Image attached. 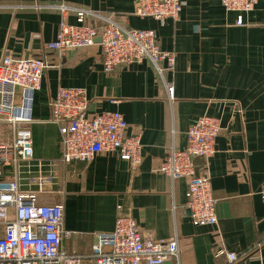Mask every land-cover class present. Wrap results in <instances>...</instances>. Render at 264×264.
<instances>
[{
    "label": "crops",
    "instance_id": "crops-1",
    "mask_svg": "<svg viewBox=\"0 0 264 264\" xmlns=\"http://www.w3.org/2000/svg\"><path fill=\"white\" fill-rule=\"evenodd\" d=\"M137 0H0V59L46 57L41 88L31 102L32 176L49 177L51 201L63 205L67 255L91 254L98 235L112 232L118 214L132 216L144 239L177 237L179 257L169 264H264V0L242 15L220 0H181L179 16L163 24L133 15ZM111 16L123 27L156 33L175 57L160 77L149 61L103 71L98 46L62 54L46 50L60 22L59 6ZM68 20L75 22L73 13ZM164 81L174 87L168 103ZM59 87L82 88L89 113H120L127 134L140 133L136 169L115 153L64 164L60 135L48 106ZM202 116L219 119L215 155L195 158L217 201L215 226H195L187 209V181L158 171L171 147H186L188 127ZM20 167H25L24 164ZM23 174H24V169ZM26 176L21 175L20 177ZM21 183L23 181L21 180ZM233 253L237 260L226 257ZM81 264H93L82 259Z\"/></svg>",
    "mask_w": 264,
    "mask_h": 264
},
{
    "label": "built area",
    "instance_id": "built-area-1",
    "mask_svg": "<svg viewBox=\"0 0 264 264\" xmlns=\"http://www.w3.org/2000/svg\"><path fill=\"white\" fill-rule=\"evenodd\" d=\"M223 9L242 15L255 8L258 0H220ZM181 0H137L133 15L160 24L176 20ZM60 22L53 41L46 50L62 54L98 46L105 73L118 67L147 60L160 77L172 72L175 57L161 49L156 33L148 29L123 27L111 16L91 10L59 6ZM73 13L75 22L68 17ZM100 39L99 43L95 40ZM46 57L16 58L5 53L0 59V264H165L177 261V237L167 240L144 239L136 220L118 214L111 233L98 235L90 255H67L62 241L63 205L51 201L46 185L49 177L32 176L31 102L41 88L46 69L53 67ZM168 103L174 100V87L164 81ZM90 101L82 88L59 87L49 99L50 120L60 135V160L89 161L96 155L115 153L121 161L136 169L141 161L140 133L127 134V123L118 112L89 113ZM222 129L219 119L202 116L186 131V147H171L158 167L159 173L172 181H187L186 198L190 221L195 226H215L217 201L208 177L196 174L193 160L215 155V141ZM24 164L25 167H20ZM26 176L20 177L23 174ZM21 180L23 183H21ZM264 202V185L259 191ZM233 263L237 257L226 255Z\"/></svg>",
    "mask_w": 264,
    "mask_h": 264
},
{
    "label": "water",
    "instance_id": "water-1",
    "mask_svg": "<svg viewBox=\"0 0 264 264\" xmlns=\"http://www.w3.org/2000/svg\"><path fill=\"white\" fill-rule=\"evenodd\" d=\"M100 39H96L95 42L99 43ZM165 264H169V263H165Z\"/></svg>",
    "mask_w": 264,
    "mask_h": 264
}]
</instances>
